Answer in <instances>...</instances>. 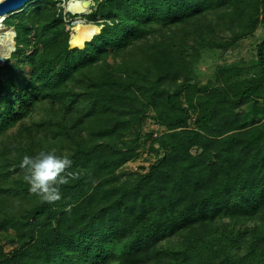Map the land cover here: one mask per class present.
Segmentation results:
<instances>
[{
    "label": "trees",
    "instance_id": "16d2710c",
    "mask_svg": "<svg viewBox=\"0 0 264 264\" xmlns=\"http://www.w3.org/2000/svg\"><path fill=\"white\" fill-rule=\"evenodd\" d=\"M94 1L86 17L103 28L83 49L70 47L55 0H36L4 21L16 37L0 68V136L44 93L53 140L70 145L61 155L79 179L60 186L55 203L31 193L24 177L16 181L12 191L31 204L21 215L0 207V228L16 244L10 253L0 245V264H264V120L240 112L264 98V39L259 72L246 85L191 79L197 50L213 47L201 17L230 8L232 26L249 37L259 26L264 32V0ZM153 25L165 30L160 41L136 46ZM27 63L19 90L15 77ZM151 113L170 131L153 139L160 158L122 181L117 172L137 156ZM31 153L17 156L6 176L25 175L19 165Z\"/></svg>",
    "mask_w": 264,
    "mask_h": 264
},
{
    "label": "rangeland",
    "instance_id": "374dc122",
    "mask_svg": "<svg viewBox=\"0 0 264 264\" xmlns=\"http://www.w3.org/2000/svg\"><path fill=\"white\" fill-rule=\"evenodd\" d=\"M58 2L57 7L63 12V17L66 25V30L73 33L74 23L78 15L67 12V3L71 0H55ZM88 1L90 10L88 14L83 15V19L88 24L92 23L86 16L96 9V2L94 0ZM231 9L216 10L205 13L201 17V26L204 32H209L214 39L212 40V48H202L197 50L198 55L193 57V68L191 79L192 82L198 83L200 87L217 86L219 82L228 79L229 83H243L246 85L249 81L258 74L257 63V46L264 39V32L261 26L257 27L252 35L249 37L239 36L240 29L232 26ZM102 24V20H98ZM5 26V25H4ZM101 26V25H100ZM8 28L7 26H5ZM236 30V35L234 31ZM165 30L161 25H153L147 28L146 32L135 42V45L143 48H153L161 39ZM192 45H197L196 41L191 42ZM15 47V41H14ZM1 49V45H0ZM194 53L193 50L189 49ZM15 48L8 56L0 62V68L5 64ZM114 53V50H112ZM112 62V60H111ZM15 63V61H12ZM234 71L236 75H234ZM31 66L29 63L21 64L15 77L16 86L19 90H23L25 82L30 78ZM239 77V79H237ZM184 97L182 101L184 102ZM44 93L39 92L33 98V105L30 114L24 118L14 129L4 133L0 136V189L1 197L4 203L0 207L8 212L9 205L13 207V211L18 215L24 213L30 206V199L24 196L16 195L14 189L17 186L16 181L22 180L23 173L12 174L6 176L10 171L16 168L14 159L23 154L24 150L35 153L40 151H51L56 149V154H65L70 147L69 144H62V142L54 141V129L56 128L53 121V111L51 103ZM57 108V107H55ZM243 111L246 119L255 123H261L264 120V98L260 100H253L246 104L240 112ZM154 114H150L143 126L142 138L140 140V147L137 150V156L131 161L127 162L118 170L122 181H125L130 174H146L150 167L156 163L160 158L156 152L151 150L153 139L169 133L168 129L158 124L153 119ZM196 115L192 114V119L189 127L194 128V121ZM157 137V138H156ZM131 137L127 138L130 139ZM157 148L158 145L154 144ZM37 155V154H36ZM34 155V156H36ZM20 185V184H18ZM8 196V197H7ZM10 200V202L8 201ZM24 211V212H23ZM2 214L0 215V217ZM0 245H2L5 253H10L15 247V239L13 231H4L0 228ZM112 264H120L114 262Z\"/></svg>",
    "mask_w": 264,
    "mask_h": 264
},
{
    "label": "clouds",
    "instance_id": "9594fccd",
    "mask_svg": "<svg viewBox=\"0 0 264 264\" xmlns=\"http://www.w3.org/2000/svg\"><path fill=\"white\" fill-rule=\"evenodd\" d=\"M102 28L103 25L97 27L94 35L100 34ZM73 163L68 155H57L56 149H52L40 151L36 156L25 155L19 167L25 172L24 180L30 185V192L38 195L42 202L55 203L62 198L60 186L68 184L70 179H79L78 173L69 171Z\"/></svg>",
    "mask_w": 264,
    "mask_h": 264
},
{
    "label": "bare ground",
    "instance_id": "6f19581e",
    "mask_svg": "<svg viewBox=\"0 0 264 264\" xmlns=\"http://www.w3.org/2000/svg\"><path fill=\"white\" fill-rule=\"evenodd\" d=\"M67 12H73L78 15L75 20L73 33L70 35L69 45L71 48H84L85 43L92 40L96 28L100 27L96 24H88L83 19V15L88 14L90 10V3L84 0H71L68 2L66 6ZM3 18L0 20V57L9 56L14 49V34L9 28H6L4 25V21L8 17H0ZM4 59H0L2 62Z\"/></svg>",
    "mask_w": 264,
    "mask_h": 264
},
{
    "label": "water",
    "instance_id": "95a60500",
    "mask_svg": "<svg viewBox=\"0 0 264 264\" xmlns=\"http://www.w3.org/2000/svg\"><path fill=\"white\" fill-rule=\"evenodd\" d=\"M35 1L36 0H4L3 3H0V17H4V16L9 17L11 15H14L19 11H21L25 6ZM9 29L14 34V38H15L16 37L15 30L13 28H9Z\"/></svg>",
    "mask_w": 264,
    "mask_h": 264
},
{
    "label": "built area",
    "instance_id": "2783aa9c",
    "mask_svg": "<svg viewBox=\"0 0 264 264\" xmlns=\"http://www.w3.org/2000/svg\"><path fill=\"white\" fill-rule=\"evenodd\" d=\"M68 4V3H67ZM91 5V4H90ZM71 13H73V12H71ZM74 14V13H73ZM76 15V14H75Z\"/></svg>",
    "mask_w": 264,
    "mask_h": 264
}]
</instances>
